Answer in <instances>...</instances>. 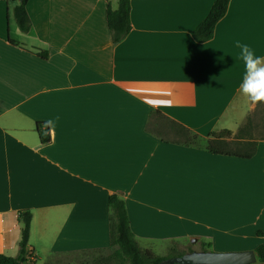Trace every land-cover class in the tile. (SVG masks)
Instances as JSON below:
<instances>
[{
  "label": "crops",
  "instance_id": "1",
  "mask_svg": "<svg viewBox=\"0 0 264 264\" xmlns=\"http://www.w3.org/2000/svg\"><path fill=\"white\" fill-rule=\"evenodd\" d=\"M17 1L0 0V253H16L23 209L34 264L107 250L111 193L139 248L264 240V108L240 93L235 46L264 57V0H228L204 41L190 31L212 0H129L130 29L114 43L105 7L116 0H26L27 32L11 15ZM161 100L172 103H151ZM155 111L204 137L227 130L240 152L254 141L253 152L164 141L146 127L163 119Z\"/></svg>",
  "mask_w": 264,
  "mask_h": 264
},
{
  "label": "trees",
  "instance_id": "2",
  "mask_svg": "<svg viewBox=\"0 0 264 264\" xmlns=\"http://www.w3.org/2000/svg\"><path fill=\"white\" fill-rule=\"evenodd\" d=\"M26 0H18L11 6L12 18L20 31L27 32L30 29V21L25 9ZM228 0H212L206 14L191 29L190 35L195 41H204L212 36L215 22L224 14ZM105 21L111 42H117L124 37L130 29L129 22V0H116L114 8L108 3L105 7ZM16 43L15 40L9 39ZM158 115L170 123L171 127L166 129L162 127L149 128L164 141H173L184 145H197L202 141L203 148L211 153L240 155L249 157L254 149V141H246L247 151L240 152L237 142H230L221 137L228 135L229 131L219 130L211 131L205 137L201 136L184 125L155 111ZM147 127V126H146ZM36 131L40 141L47 140V126L36 122ZM199 145V144H198ZM108 208V241L110 248L113 247L105 256L92 258L90 264H109L111 261L121 264H190L180 262L171 258L180 255L168 254L157 255L148 248H139L133 238L129 228L128 216L124 206L123 199L115 193L107 196ZM30 221V211L28 209L20 210L17 214L19 226V239L17 249L14 255L0 253V264H34V256L31 254V248L28 247L27 237ZM202 249H206L202 247ZM257 260L264 261V240L253 247Z\"/></svg>",
  "mask_w": 264,
  "mask_h": 264
},
{
  "label": "clouds",
  "instance_id": "3",
  "mask_svg": "<svg viewBox=\"0 0 264 264\" xmlns=\"http://www.w3.org/2000/svg\"><path fill=\"white\" fill-rule=\"evenodd\" d=\"M235 46L240 50L239 57L244 63L245 73L240 84V93L252 104L264 103V57L257 56L253 49L236 41ZM171 95V92L168 93ZM156 105L170 106L171 100L151 102Z\"/></svg>",
  "mask_w": 264,
  "mask_h": 264
},
{
  "label": "water",
  "instance_id": "4",
  "mask_svg": "<svg viewBox=\"0 0 264 264\" xmlns=\"http://www.w3.org/2000/svg\"><path fill=\"white\" fill-rule=\"evenodd\" d=\"M255 257L253 249L228 251L202 249L190 250L171 259L190 264H248L254 261Z\"/></svg>",
  "mask_w": 264,
  "mask_h": 264
},
{
  "label": "rangeland",
  "instance_id": "5",
  "mask_svg": "<svg viewBox=\"0 0 264 264\" xmlns=\"http://www.w3.org/2000/svg\"><path fill=\"white\" fill-rule=\"evenodd\" d=\"M263 108H264V103H261L260 104ZM147 127H150V128H157V127H162L164 129H166L167 127H171L170 123L167 122L166 120L164 119H157L156 121L154 122H151L149 121L147 124H146ZM198 144H201L202 141L199 140L197 142ZM218 238L220 239H230V242H236L238 238L234 237L233 234H230V235H226L225 234H219L217 235ZM229 241V240H228ZM113 247H109L107 250H102L101 252L98 251V253L96 255H92V256H89V257H86L84 261H80L78 264H90L92 258H97L99 256H105L106 254H108V252L112 249ZM154 253H165L166 255L168 254H172V255H176L178 253V251H185V249H192L191 245L188 246L187 248H159V247H154L152 248ZM227 249H230V250H238L237 247H231V248H227ZM218 251H228V250H218ZM181 253V252H180ZM181 255V254H180ZM179 256V255H178ZM176 257V256H175ZM174 260V259H173ZM109 264H117L116 262H113L111 261V263ZM121 264H126V262L124 263H121Z\"/></svg>",
  "mask_w": 264,
  "mask_h": 264
}]
</instances>
